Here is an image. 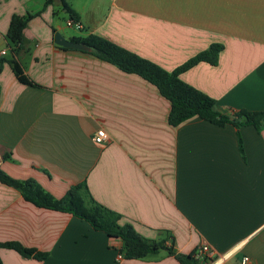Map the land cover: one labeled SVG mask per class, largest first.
Instances as JSON below:
<instances>
[{"label":"crops","instance_id":"crops-1","mask_svg":"<svg viewBox=\"0 0 264 264\" xmlns=\"http://www.w3.org/2000/svg\"><path fill=\"white\" fill-rule=\"evenodd\" d=\"M66 1L81 29L46 0L0 1V60L12 57V17L34 15L18 60L40 86L21 84L4 63L0 170L55 199L85 184L88 203L165 249L126 259L121 239L36 207L0 182V243L47 254L38 260L2 248L3 264H181L167 249L190 255L204 245L214 256L199 264H240L243 256L264 264V125L194 118L172 127L170 103L149 82L54 41L56 33L70 41L95 34L168 72L220 44L217 65L198 63L180 78L227 114L264 111V0ZM99 129L108 135L102 145L93 141Z\"/></svg>","mask_w":264,"mask_h":264},{"label":"trees","instance_id":"trees-1","mask_svg":"<svg viewBox=\"0 0 264 264\" xmlns=\"http://www.w3.org/2000/svg\"><path fill=\"white\" fill-rule=\"evenodd\" d=\"M55 5H59L60 11L66 12L69 20L79 21V16L72 10L66 0H46L45 2V7ZM59 10H54V13L57 15ZM33 17L32 14L26 17H12L7 33V39L12 48V57L0 60V73L4 63H8L21 84L40 87L26 74L24 67L18 60L19 54L24 50V31ZM72 41L84 43L91 49L90 53L98 59L116 66L124 73L136 74L153 85L162 97L170 103L168 123L172 127H178L194 118L205 120L218 127L233 125L237 129L243 126H253L260 130L264 125V111L241 110L233 114H227L220 109L216 100L185 83L180 78L182 73L198 63L205 62L212 66L217 65L219 54L223 49L220 44L212 45L176 70L168 72L159 65L95 34L85 38H73ZM238 140L240 150L243 152L242 139L239 134ZM0 182L20 191L24 199L36 207L69 213L88 222L95 230L105 232L109 237L121 239L123 242L121 253L126 259L143 260L159 250L165 249L164 243L143 238L131 225H120V215L116 212L95 202L88 203L85 199V184L73 186L64 198L55 199L35 181H15L6 176L1 170ZM2 248L14 250L25 257H35L38 260H44L47 256L45 253L27 249L16 242L0 243V250ZM167 250L170 256H174L181 264H199L193 253L180 255L173 253L170 248ZM0 264H3L1 257Z\"/></svg>","mask_w":264,"mask_h":264},{"label":"built area","instance_id":"built-area-1","mask_svg":"<svg viewBox=\"0 0 264 264\" xmlns=\"http://www.w3.org/2000/svg\"><path fill=\"white\" fill-rule=\"evenodd\" d=\"M1 1V0H0ZM67 26L68 27H75L77 29H81V26L78 22H74L72 20H69L67 22ZM3 54H5L3 52ZM108 140V135L107 132L104 129H99L94 137H93V141L98 144V145H102L105 144V142ZM195 258L198 261H206L208 259L213 258L214 256V250L208 246V245H204L202 247H200L196 252H195ZM123 259V255L119 254L118 255V260H122ZM240 264H250V259L247 256H243L240 259Z\"/></svg>","mask_w":264,"mask_h":264},{"label":"water","instance_id":"water-1","mask_svg":"<svg viewBox=\"0 0 264 264\" xmlns=\"http://www.w3.org/2000/svg\"><path fill=\"white\" fill-rule=\"evenodd\" d=\"M54 41L58 46H61L64 48L80 50L83 52L91 51V49L88 46H86L84 43H75L70 40H67L60 33L55 34Z\"/></svg>","mask_w":264,"mask_h":264},{"label":"rangeland","instance_id":"rangeland-1","mask_svg":"<svg viewBox=\"0 0 264 264\" xmlns=\"http://www.w3.org/2000/svg\"><path fill=\"white\" fill-rule=\"evenodd\" d=\"M59 9L58 8H55V11H58ZM56 15V14H55ZM60 15V13H57V15H56V17H58ZM62 21H64L63 19H62ZM11 58V57H10Z\"/></svg>","mask_w":264,"mask_h":264}]
</instances>
